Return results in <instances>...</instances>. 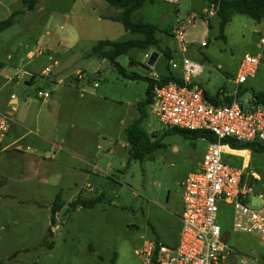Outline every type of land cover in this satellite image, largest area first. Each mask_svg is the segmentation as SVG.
Wrapping results in <instances>:
<instances>
[{"label":"rangeland","instance_id":"374dc122","mask_svg":"<svg viewBox=\"0 0 264 264\" xmlns=\"http://www.w3.org/2000/svg\"><path fill=\"white\" fill-rule=\"evenodd\" d=\"M208 4V0H180L179 5L166 0L146 3L134 19L157 26L159 46L130 50L117 59L119 66L128 76H167L170 59L165 53L181 57L173 28L190 15L202 16ZM120 13L103 0H39L36 10L19 17V24L3 36L11 39L15 55L24 56L23 69L29 70L27 64L32 61L41 68L51 67L53 75L62 66L54 62L71 55L67 65L72 64L73 73L79 71L85 77L69 101L67 84L40 87L53 94L48 105L37 98V86L25 93L34 112H40L39 124L18 128L19 135L29 137L27 143H21L25 154L0 155V264H143L140 253L148 242L159 238L169 246L179 244L184 183L199 170L209 143L169 132L148 112L144 129L161 147L143 161L132 157L127 129L139 118L138 104L146 100L148 83L125 78L112 63L92 52L103 40L144 38L114 21ZM260 27L264 32V20L258 24L236 14L225 29L226 41L220 38L218 17L198 18L187 27L186 56L203 67L200 84L211 97L236 90L234 82L246 55H261L262 62L255 77L241 87V97L264 95ZM28 50L35 54L40 50L43 56L34 54L28 60ZM154 52L160 57L150 67ZM21 92L16 90L22 98ZM25 108L21 101L17 116ZM34 137H48L61 147L38 140L37 147L26 150ZM230 150L223 155L225 162L241 165L243 159ZM235 153L246 157L249 168L243 184L264 200V153L251 151L249 167L248 152ZM27 159H37L33 160L36 165ZM57 198L61 208L52 224ZM96 198L102 201L91 209L71 204ZM219 223L228 244L238 253L227 264H262L264 245L259 238L234 233L229 213H221Z\"/></svg>","mask_w":264,"mask_h":264},{"label":"built area","instance_id":"2783aa9c","mask_svg":"<svg viewBox=\"0 0 264 264\" xmlns=\"http://www.w3.org/2000/svg\"><path fill=\"white\" fill-rule=\"evenodd\" d=\"M166 2L179 5L180 0ZM219 9L220 0L209 2L202 16L193 14L177 22L172 33L179 45L181 57L178 60L172 56L169 74L177 77L181 83L170 82L163 87H156L149 106V112L168 131L208 132L217 137V142H208L199 170L190 174L184 183L179 244L169 246L159 241L148 242L140 253L143 264H227L229 260L237 259L238 253L228 244L226 232L219 223L221 213L231 214L234 233L253 235L264 245V200L262 196L254 194L252 187L243 184L244 174L249 169L246 167V157L233 150L230 154L242 158V166L227 164L223 156L224 148L231 147L222 144L225 140H233L239 144L258 143L264 146V105L255 104L252 98L239 97L241 87L257 74L262 56H245L234 82L236 92L228 97L232 101L218 105L205 97V91L199 84L203 67L186 56L184 32L187 27L198 18H216ZM261 30L258 32L259 45L264 47V32ZM36 54L43 56L40 50ZM51 75V67L45 68L40 75L21 68L15 78L27 79L30 83ZM83 77L85 74H77L78 80ZM153 79L158 80L159 77ZM36 95L41 101H48L52 97L51 92L40 87L36 88ZM11 98L15 99V96ZM13 122L12 114L0 112V144L6 139ZM243 151L248 152L249 167L251 152ZM254 197L260 199L256 205L252 204Z\"/></svg>","mask_w":264,"mask_h":264},{"label":"trees","instance_id":"16d2710c","mask_svg":"<svg viewBox=\"0 0 264 264\" xmlns=\"http://www.w3.org/2000/svg\"><path fill=\"white\" fill-rule=\"evenodd\" d=\"M108 3L111 7L121 10V13L114 19V21L120 22L126 31L133 34L142 35L143 39H133L125 42H114L110 40H103L93 48L92 52L94 55L99 56L102 60L112 63L125 78L130 80H144L148 83L146 91V100L138 104L139 118L127 129V139L131 146V155L136 160L143 161L149 156L152 151L160 148L161 145L157 140L152 141L151 136L144 129L145 120L149 116V106L153 101L154 90L156 87H163L170 82L181 83L180 80L172 74L161 77L158 80L149 77H141L138 75H126L123 68L117 63V59L123 55L129 53L133 49H148L150 47H158L159 41L156 37L158 28L156 25L145 22L143 19H134V14L141 10L146 3L155 4L160 0H103ZM209 2H215L218 0H208ZM25 9L22 11L14 12L8 19L0 21V33L14 26L18 21V16L24 12H33L36 10L39 0H22ZM240 14L249 17L256 23L260 24L264 20V0H220V9L217 17L220 21V38L226 41L225 29L228 24L232 21L234 15ZM168 59H172V54L165 53ZM134 63V61H131ZM2 65L0 63V69ZM205 97L213 104L216 103V98H209L207 92ZM241 97V94H239ZM252 99L255 104L264 105L263 94H252ZM232 101V99H227ZM170 132V131H169ZM173 134H178L188 140L204 139L208 142H217V137L208 132L200 131H188L175 129L172 130ZM223 145H229L232 150L243 151L249 150L255 153H264V146L258 143L251 144H239L233 140H225L222 142ZM2 144H0V151L2 150ZM237 167H241L240 163H237ZM244 181V179H243ZM102 200L96 198L92 201L89 200H77L72 204V207H83L91 209L96 204H99ZM60 202V198H57L56 205L52 208V224L55 222V215L58 213L57 209L61 208V205L57 204ZM159 241V238L156 240ZM160 242V241H159ZM112 264H115L113 262ZM264 264V259L262 261Z\"/></svg>","mask_w":264,"mask_h":264},{"label":"crops","instance_id":"0c3cea01","mask_svg":"<svg viewBox=\"0 0 264 264\" xmlns=\"http://www.w3.org/2000/svg\"><path fill=\"white\" fill-rule=\"evenodd\" d=\"M25 9V6L22 2V0H0V21L6 20L8 19L14 12L16 11H22ZM29 12H24L23 14L18 16V21L17 23L12 26L11 28L7 29L4 32L0 33V63L2 65L1 69H0V112L3 113H9L12 114L14 122L12 123V126L10 128V131L5 139V141L2 144V150L0 151V155L5 154V153H11L12 151L15 152L17 155H11V156H18V155H22L25 154L24 149H25V145L21 143L28 142L29 137H26L27 135H19L18 133V128H26L28 126V124H33V126H37V124H39V113L40 112H34V105H32L29 101L30 98L29 96H25V93L27 92V90L29 89V87L31 86H37V87H43V86H51V85H56L57 87L62 85V84H67L68 86L65 92V96L66 99L69 101V99L71 97L74 96V90H78V87L81 83L82 80H78L77 79V74L79 73V71L74 74L72 71L73 70V65H67V62L70 61V58H72L73 56L68 55L66 56L64 59L62 60H56L54 62V64H57L58 66L62 65L60 67V70L56 73H54L53 75H51L50 77H44V78H37L35 81L28 83L27 79H17L15 78L18 69H21L22 67L26 66L25 63V58L24 56H18L15 55L12 51V46H11V39L5 38L3 36H5V34H7L10 30H12L13 28H15L18 24H19V17L21 16H25L26 14H28ZM261 28V27H260ZM259 28V30H260ZM20 46H24L22 44H20ZM28 47V46H27ZM34 54L33 52H31L30 50H28L27 54H26V58L28 60H32V58H34ZM41 57V56H40ZM32 62V61H31ZM28 63L27 65H29V70L32 71L33 73L40 75L41 72L47 68H41V66L36 63ZM156 74V73H154ZM154 74L152 75L151 78H153ZM68 75V76H67ZM67 76V77H65ZM200 84V81H199ZM202 86V84H200ZM236 86V85H235ZM203 88V86H202ZM20 89L22 98L19 97L16 94V90ZM203 90L205 92H207V94L209 95V98H213L211 97L210 93L203 88ZM236 92V90H234L232 93L227 94L222 92L223 96L222 97H215L216 98V103L218 104H222L224 102H227V99H230L228 97H230L231 95H233ZM52 93V92H51ZM240 94H242L241 90H240ZM15 96V99H12L11 97ZM53 96V94H52ZM81 98H84V95L81 94L80 95ZM100 100L101 99H106L105 97H99ZM60 100V98H59ZM21 101L23 102V105L26 107L25 112L20 114L19 116H17L18 113V106L20 105ZM40 102L43 105H48L50 103V101H41ZM15 109V110H13ZM31 113L32 115V121L31 123H29V117H31ZM31 132V130H30ZM100 138H104V137H96V139H100ZM38 140H41L43 142H48L51 143L54 146H58L61 147V145L56 144L55 142L51 141L50 138L48 137H34L30 142V146H28L26 148V150H29V148H32L34 145L37 147L38 145ZM15 147V149H14ZM230 150V149H229ZM231 151V150H230ZM110 152H115L114 149H111ZM28 161H37V159H27ZM35 161H33L35 163ZM33 163V164H34ZM36 165V163H35ZM256 177L259 178V176L257 174H255ZM8 197V195H5L4 198ZM1 199V196H0ZM160 242H162L159 239ZM163 243V242H162Z\"/></svg>","mask_w":264,"mask_h":264},{"label":"water","instance_id":"95a60500","mask_svg":"<svg viewBox=\"0 0 264 264\" xmlns=\"http://www.w3.org/2000/svg\"><path fill=\"white\" fill-rule=\"evenodd\" d=\"M160 57V54L158 52H154L152 54V56L149 59L148 65L150 67H153L155 65V63L157 62L158 58ZM227 105H229V103H227ZM260 202V199H258V197H254L252 199V204L256 205V203L258 204Z\"/></svg>","mask_w":264,"mask_h":264},{"label":"bare ground","instance_id":"6f19581e","mask_svg":"<svg viewBox=\"0 0 264 264\" xmlns=\"http://www.w3.org/2000/svg\"><path fill=\"white\" fill-rule=\"evenodd\" d=\"M227 148H224V150L226 151Z\"/></svg>","mask_w":264,"mask_h":264}]
</instances>
